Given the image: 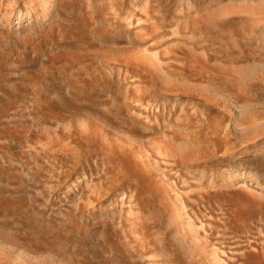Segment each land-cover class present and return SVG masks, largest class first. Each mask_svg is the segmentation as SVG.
<instances>
[{"label":"rangeland","instance_id":"374dc122","mask_svg":"<svg viewBox=\"0 0 264 264\" xmlns=\"http://www.w3.org/2000/svg\"><path fill=\"white\" fill-rule=\"evenodd\" d=\"M0 264H264V0H0Z\"/></svg>","mask_w":264,"mask_h":264}]
</instances>
